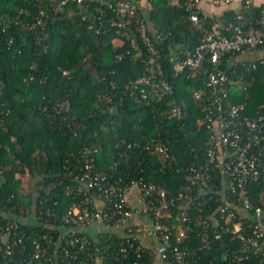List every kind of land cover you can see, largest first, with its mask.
Segmentation results:
<instances>
[{
  "label": "trees",
  "instance_id": "obj_1",
  "mask_svg": "<svg viewBox=\"0 0 264 264\" xmlns=\"http://www.w3.org/2000/svg\"><path fill=\"white\" fill-rule=\"evenodd\" d=\"M138 2L141 9H148L151 24L165 33L164 42L155 44L162 52L165 78L173 86L170 95L151 96L149 102L131 95L128 87L131 80L144 75L145 62L131 55L119 59L128 42L118 47L114 31L97 33L91 29L76 5L57 14L46 6V25L35 31L21 23L0 30V225L17 219L21 229L49 231L43 223H24L27 209L33 212L41 207L26 193V177L34 179L36 185L43 179L53 183L57 197L49 205L56 212L55 224L60 225L59 218L84 197L72 171L84 167L87 156L95 159L100 170L116 177L152 182L163 188L168 198L176 197L187 182L192 162L206 161L209 135L202 122V104L194 91L207 89L210 58L205 57L195 77L187 70L176 71L186 51L194 53L205 34L193 24L179 0ZM29 6L23 0H0V18L20 16L25 20L27 15L21 11ZM239 7H231L225 15L234 20L242 15L244 25L250 20L255 23L262 15L263 7L256 1ZM205 13L201 12L202 21L210 26L213 21ZM221 68L229 75L231 102L245 103L243 115L256 117L264 106V67L253 69L239 54H228L222 58ZM235 80L237 84L232 83ZM155 138L168 143L171 161L153 149ZM220 173L219 169L214 181L219 187ZM249 191L258 203L264 195V179L249 184ZM221 198L203 193L201 204L198 200L191 204L190 216L197 233L192 234L188 245L192 257L226 264L224 257L230 260L242 245L239 233L232 231L240 219L229 223L230 230L212 221L204 227V221L217 214ZM179 205L177 202L169 210L173 222H178ZM249 223V219L243 220L244 227ZM122 240L112 233L101 238L103 245L112 243L118 254ZM130 257L137 258L134 252ZM152 261L145 255L146 264ZM105 264L120 262L109 259ZM242 264H252V259Z\"/></svg>",
  "mask_w": 264,
  "mask_h": 264
},
{
  "label": "built area",
  "instance_id": "obj_2",
  "mask_svg": "<svg viewBox=\"0 0 264 264\" xmlns=\"http://www.w3.org/2000/svg\"><path fill=\"white\" fill-rule=\"evenodd\" d=\"M23 1L33 4L35 9L29 6L21 11L27 15L25 20L20 16L0 18V30L6 31L13 24L21 23L35 31L46 25V6L57 14L64 7L76 5L91 29L97 33L114 31V44L118 47L128 42L123 54L118 55L119 59L131 55L145 62L144 75L128 84L131 95H139L149 102L151 96L173 92L172 84L165 78L161 49L155 44V41L158 44L164 42L165 33L151 24L138 0ZM209 1L217 9L235 2ZM204 2L206 0H179L180 7L189 11L193 24L204 32L205 40L194 53L186 51V58L176 65V71L178 74L187 70L189 76L195 77L201 72L205 57L208 55L210 58L212 67L208 72L207 89L194 91L195 98L202 104L205 115L202 122L209 135L206 161L192 162L187 171V182L176 197L168 198L166 191L152 182L143 178L116 177L100 170L95 159L87 156L84 167L72 171L79 193L84 197L59 218L60 225L55 224L56 212L49 205L57 195L53 191V183H47L45 179L36 185L37 192H33V200L39 201L40 209L35 208L33 212L27 209L25 212L32 214L26 218L35 217L33 224L43 223L49 231L21 229L17 219L0 225V264H105L109 259L120 264H146L145 255L153 259L152 264L157 259L162 264H217L196 259L189 251L191 236L197 233L189 209L197 200L201 204L199 199L203 193L222 197L217 214L204 221L205 228L212 221L215 226L223 223L222 229L230 230L229 223L240 219L234 223L232 231L239 233L242 245L230 260L224 257L226 264H242L251 259L252 264H261L264 260V195L260 196L258 203L254 202L249 184L264 179V106L256 117L244 116L242 112L246 104L231 102L229 75L221 64L224 56L239 54L253 69L264 67V56L247 58V54L264 47V0L260 3L263 7L261 17L255 23L250 20L245 25L241 23L242 15L234 20L225 13H208L203 8ZM239 2L243 7L254 4V0ZM202 10L212 19L210 26H205L202 21ZM107 99L113 102L111 97ZM152 147L167 160L173 159L168 143L162 138L153 139ZM219 169L221 187L214 183ZM132 190H138V207L129 201ZM177 202L180 214L178 222H173L169 210ZM1 214L4 215L3 212ZM138 216L147 217L149 221L133 225L132 220ZM245 219L250 220L247 227L243 226ZM117 229L121 234L116 232ZM106 233L119 234L123 238L119 254L112 243L102 244L101 238ZM145 234H151L153 245L147 246L142 242L141 235ZM131 252L136 254V259L130 257ZM256 258L260 261H254ZM78 259L79 263H76Z\"/></svg>",
  "mask_w": 264,
  "mask_h": 264
},
{
  "label": "crops",
  "instance_id": "obj_3",
  "mask_svg": "<svg viewBox=\"0 0 264 264\" xmlns=\"http://www.w3.org/2000/svg\"><path fill=\"white\" fill-rule=\"evenodd\" d=\"M239 1L240 0H235V2L231 5H224V6L217 9V8H214L211 6V3L209 0H206V2L203 3V8L208 13L214 12V13H216L215 15H220V14L226 13V11L229 10L233 6L237 9L240 8L239 7V5H240ZM254 1H256L257 3L260 4L263 0H254ZM261 56H264V47L259 48L258 50H255V52L252 54H247V58H258ZM29 180H30V182L28 183V187L30 188V190L26 191V193H29L30 195H34L33 192L36 191V181L32 178H29ZM129 201L134 206H137V207L140 206V199H139L138 190H132L130 192ZM33 220L36 221L35 217H33ZM25 221H29V218L27 217L25 219ZM34 221H32V222L34 223ZM148 221H149V219L147 217L138 216L132 220V223H133V225L139 226L140 224L147 223ZM116 232L121 234L120 229H117ZM141 240L147 246H151L154 243V239L151 236V234L141 235ZM155 264H162V263L160 262L159 259H157Z\"/></svg>",
  "mask_w": 264,
  "mask_h": 264
},
{
  "label": "rangeland",
  "instance_id": "obj_4",
  "mask_svg": "<svg viewBox=\"0 0 264 264\" xmlns=\"http://www.w3.org/2000/svg\"><path fill=\"white\" fill-rule=\"evenodd\" d=\"M142 11H143V13H144V15L146 16V17H148V13H149V11H148V9L146 8V7H143V9H142ZM28 183H29V178L27 177L26 178V180L24 181V187H25V189L28 191L30 188L28 187ZM32 214L30 213V212H27V216H31ZM32 221H34L33 220V218L32 217H29V222H32ZM35 222V221H34Z\"/></svg>",
  "mask_w": 264,
  "mask_h": 264
}]
</instances>
